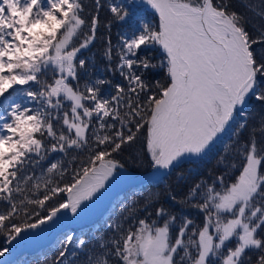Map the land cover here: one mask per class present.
Listing matches in <instances>:
<instances>
[{
	"label": "snow or ice",
	"instance_id": "6c2138e0",
	"mask_svg": "<svg viewBox=\"0 0 264 264\" xmlns=\"http://www.w3.org/2000/svg\"><path fill=\"white\" fill-rule=\"evenodd\" d=\"M122 181L46 264H264V0H0V264Z\"/></svg>",
	"mask_w": 264,
	"mask_h": 264
},
{
	"label": "water",
	"instance_id": "95a60500",
	"mask_svg": "<svg viewBox=\"0 0 264 264\" xmlns=\"http://www.w3.org/2000/svg\"><path fill=\"white\" fill-rule=\"evenodd\" d=\"M147 171L142 173H130L129 175L136 180H143ZM132 190V186L127 181H122L110 187L108 193L100 201L96 202L86 214H82L80 218H73L69 214V219L60 224L56 228L42 232L39 236L28 242L26 245L17 248L8 257L13 261L17 256H32L39 251L50 247L59 235L69 231L73 226L87 225L95 222L100 217L105 216L109 209L110 203L121 197L125 192Z\"/></svg>",
	"mask_w": 264,
	"mask_h": 264
},
{
	"label": "trees",
	"instance_id": "16d2710c",
	"mask_svg": "<svg viewBox=\"0 0 264 264\" xmlns=\"http://www.w3.org/2000/svg\"><path fill=\"white\" fill-rule=\"evenodd\" d=\"M256 111L257 110L253 109V115H255ZM132 151L135 152L136 154H139V145H135L133 147ZM124 159H127V157H124ZM214 163H215V160L213 159V160L201 165L199 170L203 171V172H207L209 169H211V167ZM189 167H194V166L190 165ZM143 171H146V169H135V168L129 169V172H143ZM130 192L131 191H128V192L124 193L120 198H117L112 203L111 208L105 217L101 218L95 224H92L91 226L74 228L72 233H74V235L76 237H80V236H84V235H92V234L97 233L98 231H101L103 229L104 220H106L112 214L113 209L117 205L122 204V202L125 200V198L130 195ZM60 237H62V235ZM57 240L54 242L52 247H50L49 249H47L45 251L43 250L39 254H37L33 257H30V258H27V257L17 258L15 260L14 264H46V259H50L53 255H55L54 246L57 245ZM2 242H3L2 239H0V243H2Z\"/></svg>",
	"mask_w": 264,
	"mask_h": 264
}]
</instances>
